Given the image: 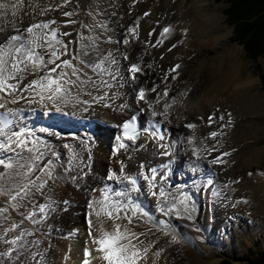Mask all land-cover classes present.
I'll list each match as a JSON object with an SVG mask.
<instances>
[{
    "label": "bare ground",
    "instance_id": "obj_1",
    "mask_svg": "<svg viewBox=\"0 0 264 264\" xmlns=\"http://www.w3.org/2000/svg\"><path fill=\"white\" fill-rule=\"evenodd\" d=\"M14 3L17 0H0V4L9 5L7 9L0 8V28L5 30L0 38L17 34L9 30L23 31L32 23L55 19L61 25L60 31L72 33L64 37L65 41H79L81 35L85 38L83 43L89 45L90 56L80 53L82 58L96 63L103 60L104 68L114 74L119 70L117 65H111L113 59L124 68L137 64L141 71L133 80L127 67L123 78L122 73L113 79L84 67L97 84L102 76L112 87L88 84L82 89L73 88L67 102L55 104L46 99L41 103L34 95L31 103L20 100L8 104L14 112L25 106H29L27 110L36 109L42 113V120L50 117L45 111L52 109L64 127L50 128L48 132L44 131L47 125L35 131L27 129L31 152L0 151V159L13 164L12 169L0 166V190L4 193L0 202L5 206L2 210L6 209L1 210L0 217V264H12V260L16 264H62L61 260L65 264H82L86 247L91 251V264H103L89 235L92 210L84 208V203L101 199L108 184L130 189L132 178L141 179L140 209L153 222L164 220L169 225H158L153 234L142 237L145 244L153 246L141 264H222L220 257L205 258L194 247L202 238L213 240L223 230L234 236L235 249L241 246L240 238L248 242L260 239L264 246V224L258 219H264V94L254 91L259 77L241 58V47L229 41L231 30L223 24L221 12L211 9L210 0H79L78 7L77 0H71L66 7L45 15L39 14L40 8L60 5L63 0H24L22 6L13 9ZM36 5L39 7L34 11L32 6ZM74 10L78 14L71 18L62 15ZM69 19L78 23L62 26ZM133 28L135 33L129 31ZM164 28L171 31L164 33ZM125 39L129 43L124 47ZM71 47L78 50L79 44ZM74 63L83 67L79 61ZM141 88L145 90L144 100L138 98ZM166 105L167 119L152 115L153 111L163 113ZM132 113L138 115L137 139L126 141V147H119L115 154L112 147L117 143L118 125ZM75 114L95 118V128L90 131L76 125L72 121ZM209 116L214 118L211 125ZM151 118L163 123V140L147 130L146 121ZM188 124L196 128H188ZM13 130L17 131H7ZM169 131L181 136L176 148L166 136ZM213 131L223 134L213 140L209 138ZM205 147L218 151L209 154L203 151ZM69 148L72 154L67 153ZM216 157L223 162L209 163ZM137 159L144 163H136ZM168 167L174 168L175 175L192 179L186 188L187 199L179 196L178 189L166 187L172 178ZM113 172L119 179H108ZM153 183L157 185L154 188ZM25 185L26 193L21 191ZM92 185L97 189L89 191ZM160 188L165 191L164 198L159 196ZM18 191L21 196L11 202ZM199 194L204 198H198ZM170 203L173 212L166 216L160 206L166 208ZM94 208L99 210V206ZM91 218L92 236L98 235V228L112 231V222L103 215L99 218L102 224L94 214ZM250 219L255 222L250 223ZM134 223L139 224L137 232L152 226L145 225L144 219ZM18 236V244L8 243ZM173 236L178 242H173ZM14 246L16 253L9 254ZM160 250V256H155Z\"/></svg>",
    "mask_w": 264,
    "mask_h": 264
},
{
    "label": "snow or ice",
    "instance_id": "obj_2",
    "mask_svg": "<svg viewBox=\"0 0 264 264\" xmlns=\"http://www.w3.org/2000/svg\"><path fill=\"white\" fill-rule=\"evenodd\" d=\"M24 0H17V3L12 4V8L15 9L19 6H22ZM71 0H63V3L60 5H48L46 7L39 9L40 15H45L52 10H58L61 7H66ZM79 6V0H77V7ZM8 4H0V8L7 9ZM35 11L38 5L32 6ZM14 16L16 12L12 13ZM78 14L74 11L63 12L62 15L65 17H73ZM78 21L67 20L63 22L64 27H67L68 24H76ZM56 25V27H53ZM61 25L55 19L51 20H41L36 23L30 24L26 29L21 31L20 29H15L17 34L5 36L0 38V151H16L20 149L21 151L27 150L29 152L33 151L32 148L28 147L27 135L30 133L27 129L23 131H12L8 132L6 129H9L12 124L10 116H15L16 113L14 110L8 108V104L18 103L20 100H28V102H33V95L40 98V102L46 99L53 104L56 101L67 102L68 94L73 88L82 89L83 87L91 84L92 87L100 88L107 87L111 88L112 85L103 80L101 76L100 83L97 84L92 77L88 76L87 72L84 71V67L92 69L97 75L107 74L108 76L115 79L118 73H112L104 68V61L96 63L91 59H84L81 57L80 53L83 54V57H89L90 53L88 52L89 45L83 43L84 37L81 35L79 41L67 40L65 41L64 37L72 36L71 32H62L60 31ZM82 27H87V25H82ZM4 28H0V33H3ZM132 33L136 32V29L129 30ZM171 29L164 28L163 32L168 33ZM91 39V38H89ZM79 44V49L71 47L74 44ZM124 44L129 43L127 39L123 41ZM160 41H157L159 44ZM155 46V45H153ZM111 54H109L110 56ZM64 57H68L65 59ZM107 59V57L105 58ZM125 59L127 56L125 55ZM74 61H79L78 66ZM111 63L115 64L116 61L113 59ZM150 67V65H149ZM179 65H176L175 68H179ZM175 68L172 71H175ZM132 73V79L135 80V73L140 72L141 68L137 64H132L128 69ZM32 79H28L29 77ZM27 81V83H25ZM155 91V88L151 89ZM32 94V95H26ZM164 95L167 96L168 93L164 92ZM138 97L140 100L145 99V90L143 88L139 89ZM103 99V97H101ZM149 107H152V104L148 101H145ZM159 100H157V103ZM167 105L165 106V111L163 113H157L153 111L152 115H163L167 119ZM230 116V114H229ZM219 119L223 120L224 117L221 116ZM208 123L211 125L214 123V118L209 116ZM230 123V122H229ZM188 128L195 129L196 125L188 124ZM124 135L128 140L134 141L137 139L138 133L135 131V127L132 121L124 123ZM156 131L152 132L153 137L158 136L160 140L165 138L164 134L160 131V123L154 125ZM131 130V135L129 131ZM223 133H218L216 131L209 133V138L215 140L218 135ZM119 139V137L117 138ZM190 143L192 140L190 139ZM32 143H35L33 141ZM15 146V147H13ZM120 148L126 147L125 144L121 143ZM163 147V145H162ZM203 151L211 154L212 151H218L216 148H207L205 147ZM231 153H223L222 155H230ZM39 157H37L38 159ZM221 157H216L209 161L211 164L222 163ZM0 166H3L7 169H12L13 164L11 162L6 163L4 159H0ZM155 173V169L152 170ZM120 172L123 173V164H121ZM251 175V173H249ZM0 173V177H2ZM119 179L117 174L113 172L109 175L108 179ZM125 179H129L125 177ZM152 179H155L153 175ZM131 184L135 185L136 180L131 179ZM26 185L22 188L21 191L26 193ZM21 191H18L16 195H13L12 200H16L18 196H21ZM0 194H4L0 190ZM125 193L117 191L114 193L115 197H122ZM155 195V193H153ZM159 196L164 198L166 196L165 192L161 189L159 191ZM185 199H187L185 197ZM248 203L247 200L243 201ZM94 205L99 206V210L94 208ZM16 205H13L15 207ZM88 208L92 211L89 212V235L92 237L93 243L97 245L96 252H98L99 258L103 261V264H141L142 261L148 259V253L153 246L151 243L145 244L144 239L149 234H153V228L158 225H164L165 228H168L169 225L164 220H159L158 222H153V218L149 216L147 212H144L139 208L138 205L127 203L120 199H113L109 196L108 191L105 190L101 199L90 202ZM43 211V209H41ZM187 211V208L185 209ZM2 211H6L2 210ZM160 211L164 215H169L173 212V207L165 208L163 205L160 206ZM93 214L98 218V223L102 224L103 221L99 218L103 215L113 224L112 231H104L101 228H98V235L92 236V226ZM146 218V219H145ZM188 218H191L190 216ZM144 219L145 225L151 223V227H148L146 231L137 232L135 228L139 226V220ZM117 221H126V223H118ZM131 226V227H130ZM13 227H18V225H13ZM11 231V228L9 229ZM167 234V233H166ZM21 237H17L11 241H8L10 244H16ZM173 242L176 241V237H172ZM161 251H156L155 256H160ZM84 259L82 264H91V251L86 247L84 250Z\"/></svg>",
    "mask_w": 264,
    "mask_h": 264
},
{
    "label": "rangeland",
    "instance_id": "obj_3",
    "mask_svg": "<svg viewBox=\"0 0 264 264\" xmlns=\"http://www.w3.org/2000/svg\"><path fill=\"white\" fill-rule=\"evenodd\" d=\"M210 1L212 2L211 9H217L218 11L221 12L224 18L223 24L226 25L231 30V36L229 37V41L241 47L242 49L241 58L244 59L246 62H248L249 70L256 72V76L259 77L258 83L256 84L257 86L254 88V91H259L262 94H264V81H263L264 38H260L256 36L255 41L252 40V37L250 38L248 37V40L236 39V32H239L238 30L239 26L237 27V30H236V23L230 22L229 20H227V12L230 7V0H210ZM8 32H16V31L9 30ZM261 32L264 34L263 31ZM258 41H259V44H258ZM122 45L124 46L125 44L123 43ZM122 58H123V55L120 56V59ZM125 61L127 62V60ZM111 65H115L114 68L116 67V65L118 66V70H119L118 76H121V74L123 73L124 75L122 76V78L125 76L126 73H128L127 65L125 66V68L118 62H116L115 64L111 63ZM77 115H80V114H75L74 117H78ZM90 116L93 117V115H90ZM261 123H264V118L261 119ZM173 132L175 134H173ZM169 139H171L170 141L173 144L174 148H176V146H179V142H181L180 134L176 133L175 131H171L169 133ZM174 148H173V151L175 152L176 149ZM67 153L72 154V148H69ZM159 154L160 153H158V156L160 157ZM66 157H69V156L66 155ZM136 163H139V160ZM93 188L97 189L96 185L90 186L89 191H91ZM197 197L204 198V194H199L197 195ZM10 201L12 202L13 200L11 199ZM85 205L88 207V203L86 204L84 203V208H85ZM4 208L5 206L0 202V217L3 216V213L1 212V210ZM258 219L262 222V224H264V219H262L261 217H258ZM250 220H251L250 223L255 222L254 219H250ZM81 236L83 235L81 234ZM233 237L234 236L230 234L228 230H223L219 232L216 235L215 239L213 240H210L207 237L202 238L200 243L196 245L194 249L202 253L205 258H211L212 256H217L218 258L220 257L223 260L222 264H256L258 262V258L260 257V254H257V253H264V246L261 245V240L256 239V240H252L248 242L245 238H240L241 246H237V248L235 249V245H233V241H234ZM10 252L16 253V246L11 248V251H9V254ZM1 256H3V253H0V258ZM14 261L16 262V260H12L11 263L16 264L17 262L15 263ZM61 263L65 264L62 260H61Z\"/></svg>",
    "mask_w": 264,
    "mask_h": 264
},
{
    "label": "trees",
    "instance_id": "obj_4",
    "mask_svg": "<svg viewBox=\"0 0 264 264\" xmlns=\"http://www.w3.org/2000/svg\"><path fill=\"white\" fill-rule=\"evenodd\" d=\"M227 20L236 23V30L239 26L236 39L248 40V37H252L255 41L256 36L264 38L261 32H264V0H230ZM257 254H260V257L256 264H264V253Z\"/></svg>",
    "mask_w": 264,
    "mask_h": 264
}]
</instances>
